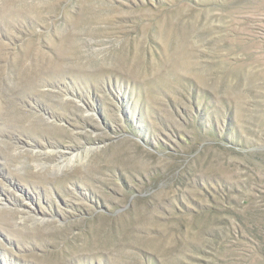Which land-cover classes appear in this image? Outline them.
Instances as JSON below:
<instances>
[{"label": "rangeland", "instance_id": "1", "mask_svg": "<svg viewBox=\"0 0 264 264\" xmlns=\"http://www.w3.org/2000/svg\"><path fill=\"white\" fill-rule=\"evenodd\" d=\"M0 264H264V0H0Z\"/></svg>", "mask_w": 264, "mask_h": 264}, {"label": "bare ground", "instance_id": "2", "mask_svg": "<svg viewBox=\"0 0 264 264\" xmlns=\"http://www.w3.org/2000/svg\"><path fill=\"white\" fill-rule=\"evenodd\" d=\"M44 150H40V151H38V152H40L41 154L43 153V154H45V155H48L50 152L49 151H45V152H43ZM66 156V155H65ZM64 157V155H62L60 158H63ZM55 165V164H54ZM59 165H61V164H59ZM54 167H58V164L57 165H55ZM58 169H60V167L58 168Z\"/></svg>", "mask_w": 264, "mask_h": 264}]
</instances>
